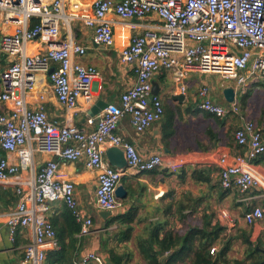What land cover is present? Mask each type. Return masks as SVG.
<instances>
[{"label":"built area","instance_id":"built-area-1","mask_svg":"<svg viewBox=\"0 0 264 264\" xmlns=\"http://www.w3.org/2000/svg\"><path fill=\"white\" fill-rule=\"evenodd\" d=\"M85 7L83 0H0V57L8 61L0 73V185H14L19 198L16 209L7 217L11 240L21 228L34 233L22 264H45L48 249L60 248L49 219L54 202L65 203L81 224V237L93 233L92 220L84 219L79 211L74 183L59 175L62 162L84 159L87 168L96 170L98 206L103 212L113 213L123 207L116 191L127 174L153 172L165 166L175 171L186 164L165 160L161 152L142 156L117 132L125 116H130L138 134L162 120L165 107L162 98L153 95L155 77L168 74L178 93L185 96L191 74L234 81L242 95L252 85L264 82V0H93L91 14L82 15ZM68 8L71 12L67 13ZM112 14L128 21L132 30L139 26L135 20L143 21L151 15L162 24L133 35L122 49L120 61L133 69L136 81L122 93L119 103H109L98 116L90 117L93 130L87 131L73 122V116L81 102L87 108L95 104L92 87L99 72L78 61L90 48L71 39L61 40L62 30L82 21L93 30L95 43L110 49L115 45ZM65 15H70L68 20ZM7 26L13 29L5 30ZM39 37L51 44L43 52L29 55L28 44ZM51 69V90L68 114L64 124L49 118L44 94L36 108L27 103L38 74L48 75ZM197 97V108L215 118L241 114L236 100L229 106L214 101L207 85L199 89ZM8 103L12 104L10 114L3 109ZM235 141L245 153L234 161L227 155L219 158L222 188L241 193L261 189L264 193V177L254 166V161L264 156L262 129L244 120L235 132ZM108 145L126 153L127 170L105 160ZM38 151L50 159L34 171ZM8 154L16 155L18 162H12ZM24 172H29V177L24 178ZM263 219L261 206L251 208L243 218L249 226ZM218 221L223 226L234 224L226 210L218 213ZM216 252L217 248L210 250L212 255ZM78 264L106 261L90 252Z\"/></svg>","mask_w":264,"mask_h":264},{"label":"crops","instance_id":"crops-1","mask_svg":"<svg viewBox=\"0 0 264 264\" xmlns=\"http://www.w3.org/2000/svg\"><path fill=\"white\" fill-rule=\"evenodd\" d=\"M92 1L83 0L86 7L82 15L91 14ZM68 12H71L70 8L67 9ZM110 18L116 22L115 45L110 49L97 45L93 30L86 27L82 21L74 22L71 29L62 30L61 35V40L71 39L90 48L88 53L78 61L86 66L97 68L99 72V77L92 87L95 103L98 100L108 103L120 102L122 93L136 81L133 69L121 63L120 52L128 46L133 35L142 33L150 26L162 24L156 15H151L143 21L135 20L139 26L137 30H132L128 21L117 15L112 14ZM6 29L11 31L13 28L7 26ZM50 44V41L39 37L28 44V54L43 52ZM7 65V59L0 57V73ZM154 83L160 90L159 96L165 107L162 120L144 133L138 134L130 116H125L117 132L142 156L148 157L161 152L165 160L172 158L186 164L175 171L165 166L153 172L127 174L122 179L121 185L127 190L128 197L121 200L123 207L114 214V216L123 217L127 222L108 227V220L112 217L103 219L100 216L103 211L97 203L98 172L87 168L84 159L76 162H62L59 175L63 180L74 183L79 211L84 219L92 220L94 227L89 237L72 235L67 222L69 209L65 203L58 201L51 204L49 219L55 227L59 242L70 245L73 244L72 239L78 240V243L69 250L70 264H78L81 258L90 252L100 254L108 264L109 255L102 250L101 245L102 238L106 239L109 232L120 233L117 234L112 245L114 244L117 253L123 257L125 264H147L143 259L140 244L143 239L150 236L154 227L159 224L167 225L168 221L170 222L168 229L180 226L185 227V230L204 226H208L209 230L217 226L223 228L224 231L213 248H217L219 252L223 247H227L228 261L238 260L243 264H252L249 244L256 246L261 240L264 245V219L249 226L243 218L246 212L255 206H261L264 209V193L261 189L247 193H241L237 189L224 190L220 184L217 166L219 158L223 155L229 156L231 161H234L237 155L245 153V149L238 146L235 141V132L244 120H249L247 114L242 112V107L246 109L247 102L244 107L243 95L235 82L231 84L219 76L215 79L214 75L191 74L188 80L189 90L184 101L173 99V95L180 94L168 74L164 73L155 77ZM203 85L209 86L214 101L224 106L230 104L225 101L223 90L233 87L236 90V101L240 104L241 114H230L225 119H218L201 112L197 108V95ZM43 94L46 96L45 106L49 118L64 124L68 114L53 94L48 75L38 74L34 89L27 96L28 106L36 108L39 97ZM89 108L81 102L73 116V122L87 131L93 130L89 123ZM3 109L6 114H10L12 104H6ZM262 129L264 131V128ZM8 157L12 162H18L16 155L8 154ZM49 159L50 156L46 153L36 152L33 162L34 171H39ZM105 160L109 162L106 154ZM254 166L256 171L264 177V156L255 160ZM29 175V172L23 174L24 178ZM18 201L14 185L10 183L0 185V264H22L25 249L33 239L34 233L29 228L19 229L14 241L10 238L7 217L16 209ZM171 204L173 212L181 208L182 214L187 216V219L180 221L178 216L170 218L167 209ZM221 210L230 213L234 220L233 225L223 226L219 223L218 213ZM129 226L133 228V231L129 237H125L123 233ZM184 232L180 235H184ZM52 251L54 250L48 249L45 264H56L48 259V254ZM160 256L165 261L171 255L161 254ZM262 260L264 262V255Z\"/></svg>","mask_w":264,"mask_h":264},{"label":"trees","instance_id":"trees-1","mask_svg":"<svg viewBox=\"0 0 264 264\" xmlns=\"http://www.w3.org/2000/svg\"><path fill=\"white\" fill-rule=\"evenodd\" d=\"M261 85L264 86V82H261ZM246 99L247 95H243L242 104L244 107ZM167 210L170 214V218L178 216L180 221L187 219V216L182 214L181 208H179L177 212H173V205L171 204ZM67 216V222L71 228V234L76 236L80 235L81 224L77 222L70 210L68 211ZM126 222L127 220L123 217L119 215L114 216L108 220V227L117 223L123 224ZM169 224L170 222L168 221L167 225H157V227L153 228L150 236L146 237L145 240H142L140 247L143 251V259L147 262V264H243L242 261L236 260L231 262L227 260V247H223L215 255L210 253V250L220 239V234L224 231L223 228L219 226L213 227L211 230L208 229V226H204L202 228H189L185 230L184 235H180V232H178L176 228L168 229ZM132 231L133 228L129 226L123 235L125 237H129ZM117 234L120 233L109 232L106 239L102 238L101 248L109 255L108 264H125V262H123V257L117 253L115 247L112 245L117 237ZM72 243L73 244L66 245L65 243L60 242V248L48 254L50 262L56 264H70L69 250L74 244L78 243V240L72 239ZM249 245L251 249L252 264H263V253L261 249L264 248V245L261 240L256 246L252 244ZM161 254H169L171 256L163 261L160 256Z\"/></svg>","mask_w":264,"mask_h":264},{"label":"water","instance_id":"water-1","mask_svg":"<svg viewBox=\"0 0 264 264\" xmlns=\"http://www.w3.org/2000/svg\"><path fill=\"white\" fill-rule=\"evenodd\" d=\"M54 69H51L48 73V76L52 75ZM160 90L158 88V86L156 85V83L153 82V95H159ZM223 95L225 98V101L228 104H231L233 102H235L236 100V90L233 87H227L223 90ZM185 95H178L175 94L173 95V99L176 100H180V101H184L185 99ZM109 103L104 101V100H98L91 108L90 110H88V116L89 117H96L98 116L104 109H106L108 107ZM106 155L108 157L109 160V164L115 168H119V169H123V170H127L128 169V160H127V155L126 153L117 147L108 145L106 147ZM116 195L117 198L120 200H125L128 197V192L127 190L124 188V186L120 185L117 188L116 191ZM115 213L113 212H102L100 214V216L103 219H108L110 217H113ZM101 229V228H99ZM262 253L264 255V250H262ZM264 264V262H263Z\"/></svg>","mask_w":264,"mask_h":264},{"label":"rangeland","instance_id":"rangeland-1","mask_svg":"<svg viewBox=\"0 0 264 264\" xmlns=\"http://www.w3.org/2000/svg\"><path fill=\"white\" fill-rule=\"evenodd\" d=\"M217 77L218 76L214 75L215 79H217ZM227 81L231 84L234 83L229 80ZM256 84L252 85V88L250 87V89H248L247 93L245 94L247 95V104L245 107L246 109H243L242 107V112L247 114V118L250 121L256 123L257 126H261L262 128H264V86L261 85V82H258ZM176 230L182 233L185 231V227L180 226L176 228Z\"/></svg>","mask_w":264,"mask_h":264},{"label":"bare ground","instance_id":"bare-ground-1","mask_svg":"<svg viewBox=\"0 0 264 264\" xmlns=\"http://www.w3.org/2000/svg\"><path fill=\"white\" fill-rule=\"evenodd\" d=\"M85 6H86V5H85ZM68 17H70V16L65 15V16H64V19L68 20Z\"/></svg>","mask_w":264,"mask_h":264}]
</instances>
